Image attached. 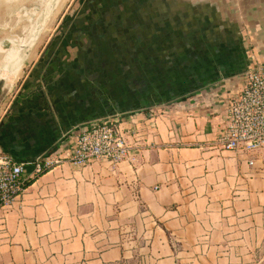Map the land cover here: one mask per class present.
Segmentation results:
<instances>
[{
  "label": "crops",
  "instance_id": "crops-1",
  "mask_svg": "<svg viewBox=\"0 0 264 264\" xmlns=\"http://www.w3.org/2000/svg\"><path fill=\"white\" fill-rule=\"evenodd\" d=\"M66 12L46 43H0L25 53L0 77V153L66 154L76 128L115 120L130 160L35 178L0 209V264H264V151L249 167L215 145L245 71L264 69V0Z\"/></svg>",
  "mask_w": 264,
  "mask_h": 264
},
{
  "label": "built area",
  "instance_id": "built-area-1",
  "mask_svg": "<svg viewBox=\"0 0 264 264\" xmlns=\"http://www.w3.org/2000/svg\"><path fill=\"white\" fill-rule=\"evenodd\" d=\"M75 130L66 154L56 152L32 163L18 164L0 153V209L24 193L27 180L63 163L84 167L92 162H106L117 166L130 160L129 145L117 121H94ZM215 145L221 151L241 156L249 167L264 151L263 68L249 67L245 71L239 93L228 104L226 124Z\"/></svg>",
  "mask_w": 264,
  "mask_h": 264
},
{
  "label": "rangeland",
  "instance_id": "rangeland-1",
  "mask_svg": "<svg viewBox=\"0 0 264 264\" xmlns=\"http://www.w3.org/2000/svg\"><path fill=\"white\" fill-rule=\"evenodd\" d=\"M8 2H12L13 6H10L8 9L5 6H0V43H4L1 45L3 46L2 49L15 48L21 44L19 42L22 40H24V43L21 45H26L27 43H46L53 39V36L55 37L60 31L67 30L65 28L66 25L58 24V20L64 12L69 10L70 0H45L42 4L21 3V0H8ZM62 34L63 40L65 31ZM4 55L5 52L1 51V60Z\"/></svg>",
  "mask_w": 264,
  "mask_h": 264
},
{
  "label": "bare ground",
  "instance_id": "bare-ground-1",
  "mask_svg": "<svg viewBox=\"0 0 264 264\" xmlns=\"http://www.w3.org/2000/svg\"><path fill=\"white\" fill-rule=\"evenodd\" d=\"M45 0H21V3H32V4H42ZM12 2H8V0H1L0 6H5L6 9L10 8V6H13L11 4ZM14 3V2H13ZM17 5V4H16ZM15 6V5H14ZM47 6V5H46ZM16 8V7H15ZM39 8V7H38ZM52 9V8H51ZM50 10V9H49ZM42 11V10H41ZM40 12V11H39ZM24 17V16H23ZM38 18V17H37ZM42 18V17H41ZM17 20V19H16ZM41 20V19H40ZM23 22V21H22ZM27 22V21H26ZM42 22V21H41ZM36 25V24H35ZM39 25V24H38ZM42 25V24H41ZM40 25V26H41ZM40 29V28H39ZM23 31V30H22ZM34 31V30H33ZM32 31V33H33ZM27 32V31H26ZM35 32V31H34ZM38 32V30H37ZM23 33V32H22ZM29 33V31H28ZM33 36V35H32ZM21 37V36H20ZM27 37V36H25ZM24 37V38H25ZM22 39V38H21ZM19 43H24V40L20 41ZM26 43V42H25ZM19 44V46L21 45ZM18 46V47H19ZM24 55V52L21 54L20 51L17 52L15 50H11L8 52H5L4 57L2 58L1 67H0V77L3 78V80L8 81L9 83L13 82L21 65H22V57ZM13 70L11 76L10 71ZM9 77V78H8Z\"/></svg>",
  "mask_w": 264,
  "mask_h": 264
},
{
  "label": "trees",
  "instance_id": "trees-1",
  "mask_svg": "<svg viewBox=\"0 0 264 264\" xmlns=\"http://www.w3.org/2000/svg\"><path fill=\"white\" fill-rule=\"evenodd\" d=\"M33 181H34V179H33V180H27V181L25 182V184H24V187H25V188L29 187V186L32 184Z\"/></svg>",
  "mask_w": 264,
  "mask_h": 264
}]
</instances>
